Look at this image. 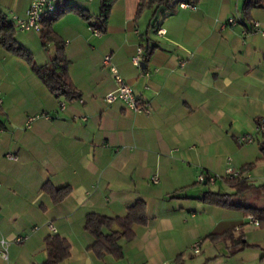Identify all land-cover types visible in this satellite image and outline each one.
Returning <instances> with one entry per match:
<instances>
[{"label":"crops","instance_id":"obj_1","mask_svg":"<svg viewBox=\"0 0 264 264\" xmlns=\"http://www.w3.org/2000/svg\"><path fill=\"white\" fill-rule=\"evenodd\" d=\"M31 2L0 0V9L9 19L25 17ZM180 3L138 15L140 0H118L102 35L72 11L53 26L62 44L47 49L41 33L17 29V42L38 66L62 51L81 93L76 102L56 98L0 44V264H43L51 236L71 245L60 264H174L180 255L185 264H264V229L243 210L203 201L210 191H238L222 180L199 181L201 174L223 176L227 167L257 163L247 181L264 186V136L256 125L264 119V35L253 27L259 22L264 30V7L250 22L244 0H198L196 10ZM64 5L96 22L102 0H60ZM231 17L239 24L225 25ZM139 47L154 48L145 70L132 62ZM112 67L149 114L106 102L117 87ZM246 135L253 143L241 141ZM47 183L72 192L56 204L43 190ZM140 199L148 224L134 227V239H121L123 259L97 258L87 216L124 217ZM211 234L225 236L205 240Z\"/></svg>","mask_w":264,"mask_h":264},{"label":"trees","instance_id":"obj_2","mask_svg":"<svg viewBox=\"0 0 264 264\" xmlns=\"http://www.w3.org/2000/svg\"><path fill=\"white\" fill-rule=\"evenodd\" d=\"M118 0H102L101 13L96 22H92L93 16L88 12L71 5L59 6L54 13L48 14L43 18L41 39L43 46L47 49L51 43L62 44L60 37L54 32L53 26L66 14L72 11L90 23L92 30H99L103 34L106 33L108 20L113 6ZM172 0H140L138 15H141L146 9L157 10ZM198 0H179V2H187L196 4ZM264 7V0H244L243 15L247 21H252V11L256 8ZM154 20V18H153ZM10 21L9 17L0 9V44L7 53L25 60L33 71L37 74L45 86L50 90L56 98H64L67 101H75L81 99V93L71 80L69 74V61L65 58L61 47L60 55L53 58L48 64L38 66L34 56L24 46L16 40L17 29ZM152 26V24H151ZM144 49L143 62L146 65L153 54L154 48L141 47ZM264 156V139L260 143ZM264 161V157H263ZM257 163H253L241 169L243 174L249 169H253ZM225 183L235 188L238 192L234 195L220 194L212 191L204 194L203 201L208 204L221 208H229L240 210L246 216H253L260 222L259 228L264 229V186L257 187L248 183L246 178H237L233 180H225ZM43 190L49 194L54 203L58 204L65 200L72 192L69 186L56 188L47 183L43 186ZM147 203L145 200H138L134 205L128 208L124 217H108L97 213H91L86 218L85 230L90 233L95 242L90 247V251L99 258L112 256L116 260L124 257L123 248L120 244L122 240H132L135 238L134 227L137 225L148 224ZM117 228V229H116ZM108 231V232H106ZM224 234H211L205 240L217 242L222 239ZM259 248V245H251ZM46 247L48 251V259L43 264H60L71 256V245L68 240L60 236H51L46 239ZM174 264H185L182 255L178 256Z\"/></svg>","mask_w":264,"mask_h":264},{"label":"built area","instance_id":"obj_3","mask_svg":"<svg viewBox=\"0 0 264 264\" xmlns=\"http://www.w3.org/2000/svg\"><path fill=\"white\" fill-rule=\"evenodd\" d=\"M60 0H32L31 5L29 9L27 10L26 16L25 17H19L17 15H11V22L14 24L13 26L16 27V29L21 30V31H36V32H41L42 30V21L43 18L51 13H54L59 5ZM183 9H190V10H196L197 9V4L193 3H187V2H182L179 5ZM239 24L236 20V18H229L227 23L225 25L227 26H235ZM254 31L261 33L264 35V30L261 27V24L259 22H254L253 23ZM96 35H102L103 33L99 30H94ZM166 31L164 29H160L157 34L159 35H164ZM144 58V49L139 47L136 55L133 57V64L137 67H141V64L143 62ZM109 61V57L106 58V62ZM182 66H184V63H181ZM111 71L115 73L116 75V83L117 87L113 91L109 92L105 99L108 104H113L117 101H122L126 104V106L134 111V112H144L149 114L150 110L144 108L141 103L138 95L136 94L135 90L133 87L127 83L121 76H118V71L112 67ZM1 94V93H0ZM0 103H2V100L0 99ZM63 107L65 105L62 104ZM84 120H87L86 118ZM31 121V120H30ZM257 125V131L258 133L263 134L264 136V119L259 120ZM241 141L244 144H250L253 143V137L252 136H243L240 138ZM10 159H16V157L12 154L8 155ZM247 173L243 174L241 170H235L232 167H227L225 175H213V176H208L201 174L199 176V181H206L212 185H214L217 180H233L237 178H246L247 179ZM152 181L154 183L159 182V177L155 176L153 177ZM1 187V184H0ZM249 222L253 224L256 227L260 226L259 220L253 216H249ZM49 228L56 232L55 227L50 224ZM37 228H35L33 231H36ZM19 242L22 241V238L17 239ZM5 240H2L1 243L4 246L5 245ZM193 251L195 253L200 252V243H197L193 246ZM4 257H7V254H3ZM166 264V263H165Z\"/></svg>","mask_w":264,"mask_h":264},{"label":"water","instance_id":"obj_4","mask_svg":"<svg viewBox=\"0 0 264 264\" xmlns=\"http://www.w3.org/2000/svg\"><path fill=\"white\" fill-rule=\"evenodd\" d=\"M146 66H147L146 63L145 62H142L141 68L145 70L146 69Z\"/></svg>","mask_w":264,"mask_h":264},{"label":"rangeland","instance_id":"obj_5","mask_svg":"<svg viewBox=\"0 0 264 264\" xmlns=\"http://www.w3.org/2000/svg\"><path fill=\"white\" fill-rule=\"evenodd\" d=\"M216 190H217V188H216ZM189 252H190V251H189ZM189 252H187V255H189ZM187 257H188V256H187ZM197 257L200 258L199 255H198ZM193 262H194V260H191L189 263L193 264Z\"/></svg>","mask_w":264,"mask_h":264}]
</instances>
